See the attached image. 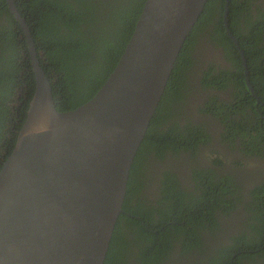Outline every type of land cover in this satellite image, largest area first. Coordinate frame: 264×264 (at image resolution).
I'll use <instances>...</instances> for the list:
<instances>
[{
  "label": "trees",
  "instance_id": "obj_1",
  "mask_svg": "<svg viewBox=\"0 0 264 264\" xmlns=\"http://www.w3.org/2000/svg\"><path fill=\"white\" fill-rule=\"evenodd\" d=\"M145 1L16 0L19 12L31 29L41 66L50 78L60 111H70L85 104L102 87L129 42ZM230 1V29L239 40L247 58L249 78L256 95L264 101V12L254 18L251 13L253 0H244L246 16L245 30H242L237 21V9H241L240 0ZM5 2L6 0H0V43L3 42L0 45V171L15 148L19 132L27 118L36 83L23 29ZM224 4L225 0L208 1L181 51L130 174L124 210L134 217L126 213L120 215L105 264H131L132 258L136 264H165L171 257L173 247L180 248V259H187V255L192 254L193 250L202 256L197 263L196 260L193 262L188 259L185 264H264V183L255 185L242 197L238 184L234 183L233 187L229 185L232 181L229 175L213 173L208 178L206 169L199 168L193 175L196 195L190 194L192 192L179 179L176 178L175 185L167 179L163 183L166 188L162 197L157 200V208H150L142 195L143 183L138 184L136 181L137 173L148 153L155 152L156 156H162L169 149H174L175 152L192 149L191 152H194L199 143L212 140L211 134L202 125L181 128L175 124L168 131L156 128L166 119L168 121V118L174 117L173 107L176 111L192 91L193 83L189 79V73L185 72L193 62L190 60L189 48L198 30L211 26L212 20L215 21V33L211 37L224 46L233 67L237 63L241 67L238 48L225 33ZM215 16L217 19H214ZM2 60L7 61L3 63ZM6 64L11 68L6 67ZM242 70L236 68V71H232L236 80L230 79L229 73L222 80L221 76H215L212 80V75L208 76L209 79L201 81L203 86L200 88L225 90L229 88L230 82L233 83L238 90L235 97L237 103L230 108H234V114L241 115L242 123L227 138L226 132L222 133V137L230 141L229 139L240 134L242 145L247 148L245 153L264 156L262 129L257 127V132L249 135L246 131L248 126L243 122L245 115L250 116L252 113L246 120L253 119L264 125V105L256 103V96L247 87ZM23 71L24 75L21 74ZM23 84V95H20L18 92ZM18 96L21 98L18 99ZM227 105L229 107L230 104ZM216 111V119L221 123L232 120L225 111L224 104ZM166 112L171 113L167 116ZM230 126L228 125L229 128ZM223 184L226 185L222 186ZM135 197L136 206H132L131 199ZM238 203L244 204L245 210L250 214L245 222L248 232L234 236L227 244H221L204 254L205 233L216 231L221 225L218 212L234 209ZM155 214H159L158 219ZM124 219L128 220V224H123ZM141 219L149 229H158L159 232H151ZM133 247L138 254H133Z\"/></svg>",
  "mask_w": 264,
  "mask_h": 264
},
{
  "label": "water",
  "instance_id": "obj_2",
  "mask_svg": "<svg viewBox=\"0 0 264 264\" xmlns=\"http://www.w3.org/2000/svg\"><path fill=\"white\" fill-rule=\"evenodd\" d=\"M209 0H146L114 70L85 104L60 111L36 57L34 96L0 171V264H105L130 174L181 51ZM225 28L248 66L239 40Z\"/></svg>",
  "mask_w": 264,
  "mask_h": 264
},
{
  "label": "flooded vegetation",
  "instance_id": "obj_3",
  "mask_svg": "<svg viewBox=\"0 0 264 264\" xmlns=\"http://www.w3.org/2000/svg\"><path fill=\"white\" fill-rule=\"evenodd\" d=\"M15 3H17L16 0ZM243 4L244 0H240L241 9H237V21H239L241 29L245 30L246 12L245 6ZM5 5L8 7L11 13L10 4L8 3V0H6ZM225 5L226 0L224 4L223 13L224 28ZM261 12H264V0H253L251 6V13L254 18H258ZM217 16H215L214 19H217ZM13 17L15 18L16 22L21 26V24L17 21L16 17L14 15ZM214 22L215 21L212 20L211 26L208 25L204 28L201 27L203 29L200 28L201 30H198V32L193 38V43L189 48L190 60H193V62L192 66L190 65L188 69L189 71L186 70L185 72L189 73V79L193 83L192 91L184 99L183 103L179 107H177L176 111L175 107H173L172 113L174 114V117H167L168 121L166 119L165 122H163L160 126H157L156 128L162 131H168L170 127H172V125L175 126V124L181 128H184L188 125H190V127L202 125L203 127H205L204 129L207 130L209 134H211L212 140L211 142L203 144L199 143L194 152H191L192 149H189L188 151L182 149L179 152H175L174 149H169L166 150L165 153L162 154V156H156L155 152L147 154L139 173H137L136 181L138 182V184L143 183L144 187L142 195L143 197H145L147 205L150 208H157V200L162 197V192L166 188V185H164L163 183L167 182V179L170 181L171 184L174 185V181H176V178L179 179L181 181V184L185 186L189 192H192L190 194L196 195V183L194 181L193 175L194 171L199 168L206 169L207 173L209 174L208 178H210V175H213V173H219L220 176L229 175L232 180L231 184L229 185L233 187L234 183L238 184L240 195L242 197L244 195L246 196L247 193L251 190V188H253L255 185H262V183H264V156L252 153H245L244 151H246L247 148L246 146L244 147V145H242V138L241 136H239L240 134H238L232 139H229L230 141L225 140V138H227L231 133H234L235 130L238 129L242 123L240 120L241 115L239 113L234 114V108H230L233 104L237 103V99H235V97L238 90L234 88L232 82L228 84L229 88L225 90L218 88L215 89L211 87H207L205 90L200 88L203 86L201 85V81H203V79L205 78L209 79L211 75L212 77H210V80H212L215 76H221L220 80H222V77L229 73V78L232 80H236L234 74L232 73V71H236V68L243 69L242 71L245 77V83L247 85V75L245 73V67L239 48L233 42L238 48L242 60L241 67L239 63H237L236 67H233L234 64L228 59L227 52L224 46L221 45V43H219L217 39L216 41L211 37V35L215 33ZM21 28L23 29L24 36L27 41L25 30L22 26ZM30 33L32 36L31 29ZM225 33L228 36L226 28ZM215 37H217L216 34ZM228 38L231 39L229 36ZM2 43L3 42H1L0 45ZM31 55L32 52L31 50H29L32 70L34 73V60ZM2 61L3 63H5V61L7 60ZM247 66L250 74L248 62ZM6 67L11 68L8 64H6ZM180 73L181 75H183V72L180 71ZM21 74L24 75V71ZM253 74L255 75V73ZM250 92L253 96H256L257 104L262 103V105H264V101H262L256 95L255 89L254 93L251 90ZM20 98L21 96H18V99ZM221 104H224L225 111L230 115L232 119L228 120L225 124L221 123L219 119H216L217 117L214 114L216 113L217 115L216 109ZM227 104H230L229 107ZM170 113L171 112H166L165 115L169 116ZM251 116L252 113L250 114V116L245 115V118L249 119ZM246 119L243 120V122L245 121V125L248 126V130L246 131L249 133V135H251L252 133H256L257 127L261 128L262 133L264 134L263 122L261 123L258 121H254L253 119ZM228 125H231L230 128L228 127ZM225 132L227 133V136L223 138L222 133ZM225 185L226 184H223L222 186ZM230 186L227 187L230 188ZM237 193L239 192L237 191ZM136 198L137 197L131 199L132 206H136ZM233 208L234 209H229L227 212H218V217L221 225L216 231H208L207 233H205L206 246L204 247V254H207L211 250L216 249L221 244H227V242H229L232 237L240 236L243 233L248 232V227H245V222L250 217V214L245 210L244 204L238 203ZM125 213L131 217H134V215H131L129 212ZM138 218L141 217L138 216ZM155 218L158 219L159 214H155ZM141 222L145 224L147 229H149L144 220L141 219ZM123 224H128V220L124 219ZM149 230L154 233L159 232L158 229ZM173 239L175 244V234L173 236ZM134 248L135 247H133V254H138L137 250H135ZM198 254L199 252L193 250L192 254L187 255L189 256L187 259H180V248L173 247V249L171 250V257L165 264H175V262L185 264L188 259L193 262H195L196 260L197 263L199 262L200 258H202V256ZM131 261H133L131 264H136L133 258Z\"/></svg>",
  "mask_w": 264,
  "mask_h": 264
},
{
  "label": "clouds",
  "instance_id": "obj_4",
  "mask_svg": "<svg viewBox=\"0 0 264 264\" xmlns=\"http://www.w3.org/2000/svg\"><path fill=\"white\" fill-rule=\"evenodd\" d=\"M33 38V37H32ZM33 41H34V44H35V40H34V38H33ZM35 49H36V47H35ZM28 51H29V45H28ZM36 57H37V59H38V61H39V63H40V59H39V57H38V52H37V50H36ZM40 66H41V63H40ZM42 67V66H41ZM45 71V70H44ZM23 89H24V84L21 86V90H19V92H18V94H20V95H23Z\"/></svg>",
  "mask_w": 264,
  "mask_h": 264
}]
</instances>
